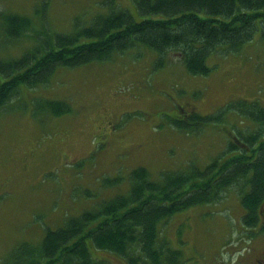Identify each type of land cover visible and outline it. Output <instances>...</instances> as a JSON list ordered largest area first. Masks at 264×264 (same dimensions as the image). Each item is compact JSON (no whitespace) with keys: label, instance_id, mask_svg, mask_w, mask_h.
I'll return each instance as SVG.
<instances>
[{"label":"rangeland","instance_id":"obj_1","mask_svg":"<svg viewBox=\"0 0 264 264\" xmlns=\"http://www.w3.org/2000/svg\"><path fill=\"white\" fill-rule=\"evenodd\" d=\"M115 2L142 19L132 0ZM9 12L31 23L11 41L0 21L1 61L70 33L75 20L88 26L110 8L104 0H0V18ZM254 34L237 51L211 53L207 75H190L173 53L157 66V54L136 44L109 60L58 67L36 87L20 86L0 109V264H22L17 246H37L48 229L126 194L136 167L159 179L236 155L225 152L229 138L257 125L227 106L246 100L264 108V42ZM52 100L69 111L55 115L43 104ZM220 112V120L191 122L194 114ZM243 213L232 188L218 201L176 212L159 225L160 239L181 252L180 264H255L264 232L243 227ZM90 254L99 264H126L105 251Z\"/></svg>","mask_w":264,"mask_h":264},{"label":"trees","instance_id":"obj_2","mask_svg":"<svg viewBox=\"0 0 264 264\" xmlns=\"http://www.w3.org/2000/svg\"><path fill=\"white\" fill-rule=\"evenodd\" d=\"M132 1L140 21L114 0H104L110 12L93 16L88 26L75 20L70 33L54 34L18 59L0 60V109L20 86L44 84L58 67L109 60L136 44L157 54V66L173 53L190 75L201 76L210 73L206 60L219 48L237 51L252 41L256 31L264 42V0ZM0 21L11 41L31 23L10 12L1 14ZM44 103L55 115L69 111L64 101ZM227 109L257 125L255 132L229 138L225 152L236 155L222 163L216 159L203 169L163 172L159 179L151 178L145 167H136L129 173L126 194L68 218L56 230L48 229L37 246H17L16 253L25 255L22 264H99L91 248L115 254L126 264H180L181 252L170 250L160 239L159 225L176 212L218 201L232 188L244 209L242 226L264 232V108L241 100ZM221 114H194L191 122H214ZM175 123L183 126L181 121Z\"/></svg>","mask_w":264,"mask_h":264},{"label":"flooded vegetation","instance_id":"obj_3","mask_svg":"<svg viewBox=\"0 0 264 264\" xmlns=\"http://www.w3.org/2000/svg\"><path fill=\"white\" fill-rule=\"evenodd\" d=\"M255 264H264V253L261 254L260 258H257Z\"/></svg>","mask_w":264,"mask_h":264}]
</instances>
